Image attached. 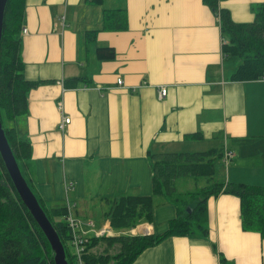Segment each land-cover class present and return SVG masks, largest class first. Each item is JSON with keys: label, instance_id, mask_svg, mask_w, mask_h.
I'll use <instances>...</instances> for the list:
<instances>
[{"label": "crops", "instance_id": "1", "mask_svg": "<svg viewBox=\"0 0 264 264\" xmlns=\"http://www.w3.org/2000/svg\"><path fill=\"white\" fill-rule=\"evenodd\" d=\"M263 2L220 4L244 23ZM122 7L128 29L86 39L106 8ZM21 37L25 76L40 83L11 126L31 141L33 180L48 206L70 205L94 230L111 229L108 198L152 192L149 150L227 147L226 178L264 185V79L232 80L240 60L224 55L219 20L203 0H25ZM107 45L114 59L97 55ZM196 132L201 139L187 138ZM175 216L173 204H162L153 223L129 232H162ZM208 220V237L172 236L133 264H264V239L243 229L238 196H211Z\"/></svg>", "mask_w": 264, "mask_h": 264}, {"label": "trees", "instance_id": "2", "mask_svg": "<svg viewBox=\"0 0 264 264\" xmlns=\"http://www.w3.org/2000/svg\"><path fill=\"white\" fill-rule=\"evenodd\" d=\"M101 3L103 0H87ZM217 16L224 55L238 57L239 66L232 80L247 81L264 79V2L253 7L252 22H236L231 11L220 4L221 0H203ZM25 0H8L2 38L0 43V110L3 127L12 151L23 175L39 199L40 204L54 224L66 249L70 264L74 263L68 243L74 233L66 222L68 206L50 207L40 196L33 180L32 147L27 137H21L15 126L4 120H15L28 108L29 91L39 81L28 80L22 58V37ZM126 8L105 9L100 28L88 30L87 40H94L100 30L128 29ZM100 59H114L116 51L111 46H99ZM80 77L67 82L77 84ZM202 138L201 132L190 133L187 138ZM224 147L206 151L152 152L148 151L152 170V192L150 194L123 193L108 198L113 234L95 237L90 233L83 245L84 261L88 264H133L149 247L156 246L172 236L209 235L208 200L221 193L234 194L240 198L242 227L246 231L259 232L264 239V185L231 181L218 177V163L223 159ZM217 175V178H216ZM193 178L197 189L183 190L178 187L180 178ZM173 204L176 216L169 219L168 227L159 233L133 234L130 229L141 222H154L156 207ZM190 208V210H189ZM76 217V216H75ZM83 223L84 220L76 217ZM94 222V221H93ZM78 232V231H77ZM101 240L108 248L118 243L116 253H98L92 247ZM221 261L226 258L221 256ZM0 264H55L54 251L45 233L23 203L7 171L0 154Z\"/></svg>", "mask_w": 264, "mask_h": 264}, {"label": "water", "instance_id": "3", "mask_svg": "<svg viewBox=\"0 0 264 264\" xmlns=\"http://www.w3.org/2000/svg\"><path fill=\"white\" fill-rule=\"evenodd\" d=\"M7 2L8 0H0V43L2 38L5 8ZM0 154L19 196L21 197L23 203L28 207L32 216L39 224V226L45 233L47 239L49 240L51 247L54 251L55 264H70L67 258L65 246L54 224L49 219L47 213L40 204L38 197L36 196L35 192L32 190L29 183L27 182L25 176L22 173L20 165L12 151V148L6 137L5 129L3 127L1 110H0ZM143 234H148V233L143 232Z\"/></svg>", "mask_w": 264, "mask_h": 264}, {"label": "built area", "instance_id": "4", "mask_svg": "<svg viewBox=\"0 0 264 264\" xmlns=\"http://www.w3.org/2000/svg\"><path fill=\"white\" fill-rule=\"evenodd\" d=\"M24 30L26 31L25 28H24ZM117 82H118V84H122L123 79L118 78ZM167 94H168V87L167 86H162L159 88V97L160 98L166 97ZM70 121H71V117H69V116L65 117L63 122L61 123V128L64 127L66 122H70ZM232 157H233L232 151L229 150L227 147H224L223 161L226 164H228L229 160ZM66 222L68 223L69 227L72 229V233H74L73 240H75L78 244H81V245H83L85 237L88 236L90 233H93V235H95V236H104V235L113 234L112 229L107 228V227H105L101 230H94L93 229V227H94L93 221H88V222L83 223L82 221L78 220L75 217V215L73 213V209L70 205L68 206V214L66 215Z\"/></svg>", "mask_w": 264, "mask_h": 264}, {"label": "rangeland", "instance_id": "5", "mask_svg": "<svg viewBox=\"0 0 264 264\" xmlns=\"http://www.w3.org/2000/svg\"><path fill=\"white\" fill-rule=\"evenodd\" d=\"M235 58H237V57H235ZM4 122H5L6 125H9V126L13 125V121L12 120L5 119ZM190 151L194 152V150H190ZM224 165L227 166L228 164H226L224 162ZM226 171L227 170L225 169V176H226ZM221 176L225 177L224 174L221 172V161H220L218 163V177L221 178ZM216 178H217V175H216ZM198 186L199 185L197 184L196 181H194L193 178L189 179L188 177H184V178H180L178 180V187L180 189H183V190L197 189ZM139 233L140 232L138 231V233H134V234H139ZM95 237H101V236H95ZM68 246H69L70 250L73 249L70 242L68 243ZM119 249H120V244L116 243V244L112 245V247L108 248L107 243L104 240H101L98 245H95V246L92 247V250L96 251L98 253L109 251L110 253L113 254V253H116Z\"/></svg>", "mask_w": 264, "mask_h": 264}, {"label": "bare ground", "instance_id": "6", "mask_svg": "<svg viewBox=\"0 0 264 264\" xmlns=\"http://www.w3.org/2000/svg\"><path fill=\"white\" fill-rule=\"evenodd\" d=\"M72 246V255L74 257V263L75 264H88L84 261L83 253L85 252V247L81 244H78L75 240L71 241ZM66 250V249H65ZM78 250V251H77Z\"/></svg>", "mask_w": 264, "mask_h": 264}]
</instances>
